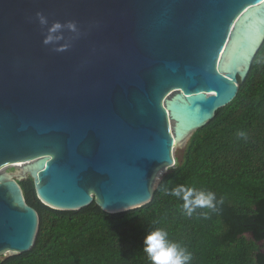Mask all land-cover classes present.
<instances>
[{"label": "water", "instance_id": "95a60500", "mask_svg": "<svg viewBox=\"0 0 264 264\" xmlns=\"http://www.w3.org/2000/svg\"><path fill=\"white\" fill-rule=\"evenodd\" d=\"M262 3L0 0V170L39 163L35 175L0 183V255L35 245L40 218L19 185L28 177L54 210L95 202L116 214L150 203L158 170L176 165L165 97L188 101L191 131L230 104L264 42V11L243 72L220 71V59L236 22Z\"/></svg>", "mask_w": 264, "mask_h": 264}, {"label": "trees", "instance_id": "16d2710c", "mask_svg": "<svg viewBox=\"0 0 264 264\" xmlns=\"http://www.w3.org/2000/svg\"><path fill=\"white\" fill-rule=\"evenodd\" d=\"M264 42L233 101L197 129L182 156L153 189L150 203L111 214L95 202L79 211L51 209L38 199L31 177L19 182L40 227L34 247L0 257V264H151L144 237L160 228L186 247L191 264H264ZM244 132L246 139L238 137ZM179 185L216 194L218 211L197 209L165 195ZM208 212V218L201 215Z\"/></svg>", "mask_w": 264, "mask_h": 264}, {"label": "clouds", "instance_id": "9594fccd", "mask_svg": "<svg viewBox=\"0 0 264 264\" xmlns=\"http://www.w3.org/2000/svg\"><path fill=\"white\" fill-rule=\"evenodd\" d=\"M36 16L42 25L47 23L42 13L37 12ZM61 27L62 25L59 22L55 23L52 28L49 29L53 35L46 36L43 43H52L55 32ZM67 27L75 30L76 25L74 22L70 21L67 22ZM257 63L264 64V57H260ZM237 135L241 139L247 138L244 132H238ZM163 191L165 195H171L183 201L182 210L188 217H192L197 209H206L211 212H216L218 211V204L222 203V201L217 200L216 194L212 191L197 190L193 187H186L184 185L176 186L170 191L165 188ZM201 215H203L205 219L208 218V212H204ZM143 244V251L147 254L151 264H191L193 260L192 253L181 244L169 240L168 232L164 229L157 228L149 232L144 237Z\"/></svg>", "mask_w": 264, "mask_h": 264}, {"label": "bare ground", "instance_id": "6f19581e", "mask_svg": "<svg viewBox=\"0 0 264 264\" xmlns=\"http://www.w3.org/2000/svg\"><path fill=\"white\" fill-rule=\"evenodd\" d=\"M262 11H264V3L249 9L248 12L236 22L232 29L226 50L220 59V71L223 70L226 73H233L236 71L243 72L255 44L258 42L259 31L262 25V21L260 20ZM262 18H264V15ZM187 106L188 101L182 98L181 95H177V97L168 104V108L175 119V124L171 125V128L173 126V133L177 138L190 132L197 125L195 113H191ZM47 161L48 158H45L44 162ZM26 169L30 170L35 175L39 170V163L37 161L30 163L27 165Z\"/></svg>", "mask_w": 264, "mask_h": 264}, {"label": "rangeland", "instance_id": "374dc122", "mask_svg": "<svg viewBox=\"0 0 264 264\" xmlns=\"http://www.w3.org/2000/svg\"><path fill=\"white\" fill-rule=\"evenodd\" d=\"M223 72H225V71H223ZM178 94H179L178 92H173V93L169 94L167 97H165V99L163 101V106H164L165 110L167 111V115H168V123H169L170 133H171L172 137L175 139V141L173 139L172 156L176 162H177V159L181 158L182 152H183L186 144L188 143L191 135L194 132V131L187 132L186 134H184L180 138H177L176 135L173 133L174 130H173V126L171 128V125L175 124V119L173 118L171 111L168 108V104H169V102L174 100ZM30 163H33V162H29V163L28 162L27 163L19 162V163L10 164V165H6V166L2 167V169L0 170V183L23 177V176H25V174H26V176H29V173H28L26 167ZM169 170H170V168H167V167H162L158 170L157 174L155 175V177L153 179L152 189H154V187L157 185L159 179H161V177L164 174H166ZM258 247H259L260 251L264 252V241L260 242L258 244ZM10 255H12L11 252H4L0 255V257H8Z\"/></svg>", "mask_w": 264, "mask_h": 264}]
</instances>
